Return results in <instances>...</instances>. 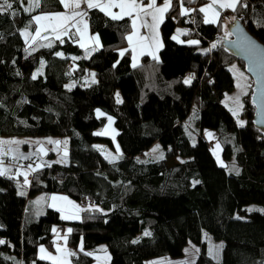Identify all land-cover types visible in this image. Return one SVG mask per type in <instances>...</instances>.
<instances>
[{"label": "trees", "instance_id": "16d2710c", "mask_svg": "<svg viewBox=\"0 0 264 264\" xmlns=\"http://www.w3.org/2000/svg\"><path fill=\"white\" fill-rule=\"evenodd\" d=\"M203 1L171 0L158 27L157 57L141 55L132 64L128 16L113 20L89 9V29L101 42L89 52L71 34L35 42L21 35L36 28L33 17L62 10L59 0H39L35 8L31 0H8L12 8L0 12V137L60 138L67 141V160L53 150L41 155L39 140L25 144L32 149L25 154L29 159L15 150L4 154L6 164L28 172V184L23 175H0V264H53L40 259V248L50 253L54 236L74 253L72 264L98 258L146 264L160 254L179 257L187 241L199 246V254L181 264H264V213L243 208L264 205V137L252 121L250 78L222 45L229 34L221 19L204 22L198 8ZM242 3L248 7L228 10L232 19L264 45V0ZM41 61L43 72L33 75ZM230 65L248 78L243 127L220 101L233 86ZM192 111L195 127L187 128L183 123ZM207 128L221 145L222 164L202 134ZM100 142L115 146L120 158L107 159L95 146ZM153 143L163 158L138 159ZM176 155L182 159L166 163ZM31 162L41 166L29 170ZM230 165L239 174L229 172ZM53 196L83 209L79 217L61 219L57 208L67 205ZM201 229L223 241L219 261L205 252Z\"/></svg>", "mask_w": 264, "mask_h": 264}, {"label": "rangeland", "instance_id": "374dc122", "mask_svg": "<svg viewBox=\"0 0 264 264\" xmlns=\"http://www.w3.org/2000/svg\"><path fill=\"white\" fill-rule=\"evenodd\" d=\"M211 3V0H205L203 2H201V4H199L198 8L200 9L201 7H205L207 4ZM229 9L226 8H219L217 7L216 11L219 12V17L222 21V25H224L225 30L229 33L230 28L232 27V15L229 13L228 11ZM205 19V14L202 13ZM175 28V32L179 33L181 32V30L183 29L182 26L176 25L174 26ZM26 32V30H25ZM27 33V32H26ZM132 64H136V63H132ZM43 61L40 62V64L37 66V68H35V70L33 71V75H37L39 73L43 72ZM234 68V70H232ZM229 69L231 71V75H232V79H233V86L232 88L227 91L221 98V102L224 105V107L231 113L232 119L233 121L236 123L237 126L240 125V123H238V121L243 122V118L241 116V104H242V100L241 97L243 94H245L248 91V85H247V81L248 78L246 77V75L244 74V72L242 71L241 68H239L238 65H230ZM242 74V77L241 75ZM91 78H94V75L90 74ZM72 82H67V86H72ZM239 85V86H238ZM239 98V104H237L236 102V98ZM236 113V115H234L233 113ZM195 119V114L192 112H190L189 116L185 119L184 121V126L188 127H195V124H193ZM244 123V122H243ZM190 133V132H188ZM202 134H204L205 138L210 140L212 142L213 148H212V153L213 155H215V159L217 161V163L222 164L223 160L221 158V156L219 155L220 149H221V145L218 143V141L215 139V137L213 136V134L211 133V131L207 128V129H203L202 130ZM211 134V135H209ZM52 136H46L44 139H39V136H31V135H14L12 137L5 138V136L0 137V169H10V171L8 172L9 174H15L16 175V171L18 170L17 167H13V165L11 164H6V160L5 158H3L4 154L7 152H10V154L12 155L13 151H17L19 154H21L23 157H25V154H28V156L31 155V151L32 149L27 150V147L25 144H34V141L39 140L38 142L41 143V145L38 148H43L44 152H39L41 155H46L48 150H53L58 152V157L61 161H66V156L64 155L66 151V147L65 144L63 143L64 141H60V138L57 139V141H60L61 143L59 145H54L55 143H48L49 140L52 141V138H50ZM192 137V136H190ZM192 139V138H190ZM13 141H15L16 143H12ZM217 145H219V147L217 148ZM96 148L97 150H99L101 153L103 152V154L105 155V157L107 159H111L112 157H114L115 159L113 160H118L120 158L118 149H116L115 146H109L108 144L104 143V142H100V143H96ZM115 147V148H114ZM11 149V151H9ZM155 149V151H154ZM163 155L162 152V148L159 146L158 143H153V145H150L149 147H147V149H145L143 151V154L138 156V159H140L141 161L145 160H154V159H158L161 158V156ZM19 157V156H18ZM182 157H179L176 155V157L173 158H168L166 159V163L167 164H173L178 160H181ZM112 160V159H111ZM31 168L32 167H36L37 165L41 166V163L37 162H31L29 163ZM237 170H239L236 165H230L228 167V171L230 172H234L236 173ZM243 208L247 211H260L264 213V205H261L259 203L253 202V203H247L245 205H243ZM238 214H235V216H237ZM201 232V240L204 242V246H205V252L210 255L212 257V259L219 261L220 257H221V246L223 244V241H221L220 239L214 238L213 236L210 235V233L204 229L200 230ZM101 248H105L104 244H100L99 245ZM107 248V247H106ZM199 246L194 243V242H190L187 241L186 244L183 246L182 248V254L179 257H172V256H168V255H164V254H160L159 256H151L148 257V259H146V264H181V263H192V261L196 258V256L199 254ZM85 264H103V258H98L95 263H93L92 261L85 263Z\"/></svg>", "mask_w": 264, "mask_h": 264}, {"label": "snow or ice", "instance_id": "6c2138e0", "mask_svg": "<svg viewBox=\"0 0 264 264\" xmlns=\"http://www.w3.org/2000/svg\"><path fill=\"white\" fill-rule=\"evenodd\" d=\"M60 2L64 5L65 9L70 10L71 14H54V15H38L33 17L32 19L37 25H40L41 21H48L49 23L46 25H41L36 28L35 35L32 36V41L35 42L37 38L41 36L42 30L43 31H49L53 32L56 35L57 39H60L62 35L68 34L70 28H76L77 31L80 33L81 40H83L84 32L80 30V26H84V30L87 29V24L84 23V16L86 15L85 12L82 11H76L81 8L82 0H60ZM31 3L33 7H39V0H31ZM83 3L87 5L88 9H99L100 11L104 12L105 15L110 16L113 20H119L123 19L125 16L132 17L135 14V18L132 20V27L134 29L133 35H137L135 29L137 28V20L140 19V13H144L146 16L150 15L152 17L153 24L150 25L153 29L162 22L163 19V13L167 11V9L170 7L171 0H165V4L163 7H156V0H150V2L147 4V7L142 6L141 3L138 2V0H83ZM237 6L239 7H248L247 4L242 3V0H211V3L207 4L205 7H201L199 9L200 12L205 14V23H214L217 21L219 17V12L216 11L217 7L219 8H226L231 9L232 11L237 10ZM12 8V4L8 2V0H2V3H0V12L7 11L8 9ZM113 8H119V13H114L111 10ZM148 9H153V11L149 12ZM32 9L26 8L25 11H31ZM182 14H187V10H183ZM79 17V19H77ZM149 26V25H144ZM26 32H22L21 35H25ZM230 34V33H228ZM133 35H130L127 37L129 44H132ZM92 40L96 41L97 46L99 45L98 37H92ZM141 40H145L147 38L140 37ZM173 39H177V37H173ZM179 42V41H178ZM190 44H197L198 41L192 40L189 41ZM48 47H51V44L49 43L47 45ZM81 47H86L85 43L80 44ZM144 47H150V45H145ZM216 45H213V48H215ZM251 45H249L248 48H246L247 51H251ZM133 52L135 53V48H133ZM151 54V53H150ZM57 55H60V53H57ZM123 55V52L121 53ZM155 58V57H153ZM75 59V57H73ZM133 59L135 60V55L133 56ZM135 66V65H134ZM234 70V68L232 69ZM242 77V74H240ZM36 77L33 76V79ZM191 77L185 80V83H191ZM95 81L93 80V83ZM239 86V85H238ZM71 86H69L70 88ZM119 97L117 96V103H120ZM237 104H239V98H236ZM236 115V113H233ZM97 115L100 116L102 113L97 111ZM109 122L111 123V117H109ZM240 123V126L243 127V122L238 121ZM104 133H96V135H102ZM211 135V134H209ZM12 143H16L13 141ZM48 143L52 144L55 143L59 145L60 141H51L49 140ZM65 145L67 144V141L63 142ZM219 145H217V148ZM11 151V149L9 150ZM38 152H44L43 148H38ZM155 151V149H154ZM65 156L67 153L65 152ZM24 159H29V157H23ZM161 158H163L161 156ZM111 159H115L112 157ZM50 166V165H49ZM40 166L37 165V168ZM29 170L34 171L35 169H31V166H29ZM10 169H0V175H5L7 172H9ZM18 176L23 175L24 176V183L28 184V172H21L20 170H17L16 173ZM237 174H239L237 170ZM12 178L11 176L9 177ZM23 194V193H21ZM51 199L55 202L57 200L64 201L67 207H58L57 211L61 212V219H76L79 217V212L83 209L79 208L77 205L73 204L71 201L67 200L66 197H56L53 196ZM53 207H56L55 203L52 205ZM97 211H100V209H96ZM56 229H53V232H55ZM71 229H69V232ZM145 235H150V233L145 232ZM66 239V237H65ZM138 241H133V243H137ZM4 243V241H0V244ZM222 247V246H221ZM57 251L61 253V256L54 257L51 254L47 253L46 250L41 247L40 248V259H47L53 262V264H68L67 257L74 255V253L66 252L64 249L57 248ZM88 254V253H86ZM194 264V262H193Z\"/></svg>", "mask_w": 264, "mask_h": 264}, {"label": "crops", "instance_id": "0c3cea01", "mask_svg": "<svg viewBox=\"0 0 264 264\" xmlns=\"http://www.w3.org/2000/svg\"><path fill=\"white\" fill-rule=\"evenodd\" d=\"M138 2L141 3L142 6L147 7V4L150 2V0H141ZM164 4H165V0H162L160 2L157 1L156 7H163ZM76 11H82V12L86 13V15L84 16V23L87 24V29L84 30V26L83 25L80 26V30L84 32L83 40H81L80 33L74 27L70 28L68 35L71 34V36L76 41V43L79 44V46L81 43H85L86 47L80 46L82 49H84V50L87 49V50H89V52L92 50H95L97 47H99L101 45V42L99 40V36L96 33L91 32L89 29V21H88L89 9L87 8V5L85 3H83V0L81 3V8L76 10ZM111 11L114 13H119L120 9L119 8H113ZM148 11L151 12V11H153V9H148ZM54 14H71V13H70V10L65 9L64 5L62 4V10L51 11V13H42L40 15H54ZM108 17L110 18V16H108ZM125 17H127V16H125ZM129 18L131 19V31L128 33L127 37L130 35H133L134 29L132 27V20L135 18V14ZM77 19H79V17ZM48 23H49L48 21H41L40 25H36V28L41 26V25H46ZM152 24H153V21H152V17L150 15L146 16L144 13H140V19L137 20V28L135 29L137 35H133L132 44H129V41L126 37V40L128 41V45H129L130 51H131V62L132 63H137V61L139 60V57L141 55H148L151 57H157L159 48L161 46V39H160L159 28H158L159 24L154 29L152 27H150V25H152ZM144 25H149V26H144ZM36 28L33 31H26L27 33L24 35V37L26 38L27 41L30 40L32 38V36L35 35ZM182 30H181V32H182ZM181 32H179V33L176 32V34H181ZM65 35H67V34H65ZM52 36L56 37V35L53 32H51V30H49V31H43L42 30L41 36L39 38H41V37H52ZM63 36L64 35H62L61 37H63ZM92 37H98V40H99L98 46L96 44V41L91 39ZM140 37H145L147 39L141 40ZM145 45H150V47H144ZM133 48H135V53L133 52ZM134 55H135V60L133 59ZM53 239H55L57 242L55 241L56 243H54V246H53V248H51L52 250L50 251L49 254H51L54 257L61 256V253L57 251L58 247L61 249H64L66 252H70V249H68V246L66 244L60 243L59 236H54ZM66 259L68 261V264H72L70 256H68ZM105 261H106V258H105Z\"/></svg>", "mask_w": 264, "mask_h": 264}, {"label": "water", "instance_id": "95a60500", "mask_svg": "<svg viewBox=\"0 0 264 264\" xmlns=\"http://www.w3.org/2000/svg\"><path fill=\"white\" fill-rule=\"evenodd\" d=\"M229 33V37H222V45L242 62V68L251 80L252 121L264 137V45L256 41L237 19L232 21ZM249 45L252 46L251 51L246 50Z\"/></svg>", "mask_w": 264, "mask_h": 264}, {"label": "built area", "instance_id": "2783aa9c", "mask_svg": "<svg viewBox=\"0 0 264 264\" xmlns=\"http://www.w3.org/2000/svg\"><path fill=\"white\" fill-rule=\"evenodd\" d=\"M138 1H141V0H138ZM186 30L187 31H191V27L189 26H186ZM251 83V81L249 82V84ZM82 201L85 202L86 201V198L85 197H82Z\"/></svg>", "mask_w": 264, "mask_h": 264}]
</instances>
